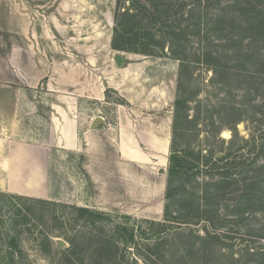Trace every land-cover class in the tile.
<instances>
[{
    "label": "rangeland",
    "instance_id": "obj_1",
    "mask_svg": "<svg viewBox=\"0 0 264 264\" xmlns=\"http://www.w3.org/2000/svg\"><path fill=\"white\" fill-rule=\"evenodd\" d=\"M71 2L67 25L75 42L90 45L97 34L103 55L110 52L124 59L122 68L112 61L114 70L130 71L124 80L119 75L111 79L121 95L107 91V110L128 106L131 116L142 118L151 131L160 118L166 119L168 160L173 145L185 162L180 173L168 178L167 160L161 198L117 195L116 206H109L96 198L81 171L84 156L76 153L67 163L64 153H56L55 198L31 205L17 199L8 202L18 197L0 192V264H264V34L257 37L248 31L242 13L248 5L264 1ZM125 10L136 15L126 19L133 27L131 37L143 36L150 55L109 51L108 39L125 21L116 16ZM233 12L240 18H232ZM218 17L222 20L216 25ZM132 41L119 40L117 45L132 49ZM210 53L218 57L215 70L198 62ZM176 54L186 59L188 68L181 69ZM179 96L187 101L181 115L191 122L179 124L173 133ZM43 98L36 101L45 104ZM77 207L101 212L107 219L86 222L78 217ZM153 223L168 230L155 234ZM117 224L134 229V244L111 236ZM207 233L217 238L206 239ZM58 239L64 248L56 244ZM106 239L117 249L103 243ZM72 240L76 249L68 252Z\"/></svg>",
    "mask_w": 264,
    "mask_h": 264
},
{
    "label": "crops",
    "instance_id": "obj_2",
    "mask_svg": "<svg viewBox=\"0 0 264 264\" xmlns=\"http://www.w3.org/2000/svg\"><path fill=\"white\" fill-rule=\"evenodd\" d=\"M71 1L0 0V192L53 199L56 153L67 163L81 153V171L103 205L116 206L117 195L161 198L167 120L151 131L128 106L107 110V91L121 95L111 79L130 71L114 70L117 54L103 55L97 34L90 45L75 42L67 25Z\"/></svg>",
    "mask_w": 264,
    "mask_h": 264
},
{
    "label": "trees",
    "instance_id": "obj_3",
    "mask_svg": "<svg viewBox=\"0 0 264 264\" xmlns=\"http://www.w3.org/2000/svg\"><path fill=\"white\" fill-rule=\"evenodd\" d=\"M264 1V0H263ZM234 3L239 4L237 1L233 2ZM261 2L254 3L252 5H248V10L247 11H243L242 13H245L246 19L248 20V24H247V30L248 31H253L255 32V35L257 34V37H260V35L264 34V5L259 4ZM246 5V4H245ZM155 7V6H154ZM247 8V6H246ZM156 9V7H155ZM136 15L133 14V11L130 10H125L122 14H117L116 18L118 19L119 17L122 18L124 21L123 24H121V30H116L114 32L113 35V39H112V48L115 50H121V51H127V52H133V53H138V54H144V55H150L151 51L149 52V48L146 49L145 47H151L150 44L146 41V39L141 36L138 38V36H136L135 38H132L130 33H131V29L133 28L132 26H130L129 21H126V19L129 18H133ZM232 18H240V14H238V12H233ZM221 17H218V19H215L214 22L216 23V25L220 24V21L222 20ZM220 19V20H219ZM144 31V30H143ZM132 39H134L132 41ZM264 39V38H262ZM119 40H123L124 42H128L130 43V41H132L135 44V48H126V47H120L117 45V42ZM159 44V41L156 42ZM171 51H174L171 49ZM176 59H178L179 61H181V69L184 68H188V64L185 58L182 57H178L177 54L175 55ZM238 58L240 57L239 55H237ZM230 59V58H229ZM202 61L200 63H203L204 65H206L207 67H211V69L215 70V68L217 69L219 66L217 63L218 61V57H213L212 54H208L205 56V58H203L202 60H198ZM182 84V80H179L178 82V86L179 88L181 87ZM186 98L184 97H178L175 102H174V106L176 108L175 111V116H174V125H173V133L174 131L176 132L177 126H179V124L184 123H190L191 121H189V119L187 118L186 115L182 114V108L184 106V104L186 103ZM184 154H186V151L183 152ZM194 152L189 153V155H193ZM199 154V153H198ZM205 158H208L207 156ZM209 159H205V162L207 163ZM169 169L167 170V176L168 178L170 177H174L175 175H177V173H180L182 171L181 167H183V163L185 162V156H182L179 154V152H177L174 149V146L171 145L170 147V156H169ZM18 198H7L6 200L8 202H10V199H17V200H21L27 203H30L31 205L34 204H44L47 203L46 201L43 200H38V199H33V198H23V197H19ZM26 212L27 215H31V210L29 208H26ZM75 212L77 213L78 217L85 220L86 222H90V223H95V222H103L107 219V217L105 216V214L101 213V212H95L92 210H89L87 208H81V207H77L74 208ZM127 220H130V218L127 217ZM186 221V220H185ZM152 229H156L155 234H161L165 231H167V226L163 225V224H156L153 223L152 224ZM128 226H126V224H117L116 226L113 227L112 229V237L116 238V240L120 241L121 243L124 244H134V237H135V233H134V229L131 228H127ZM80 239H84V237L79 236ZM211 239V238H217L216 235H210V234H206V239ZM99 241V240H98ZM102 241V240H101ZM71 249L68 252H73L76 247V243L74 242V240H72L71 242ZM103 243H108L110 244L112 247L117 249V246L115 244V242H113L112 240L106 239L103 240ZM65 251V250H63ZM67 253V252H66Z\"/></svg>",
    "mask_w": 264,
    "mask_h": 264
},
{
    "label": "water",
    "instance_id": "obj_4",
    "mask_svg": "<svg viewBox=\"0 0 264 264\" xmlns=\"http://www.w3.org/2000/svg\"><path fill=\"white\" fill-rule=\"evenodd\" d=\"M114 60H115V63H116V66L118 67V68H122V66H123V64H124V59H123V57L121 56V55H116L115 57H114ZM56 244L60 247V248H64L65 247V243L62 241V240H60V239H58V240H56Z\"/></svg>",
    "mask_w": 264,
    "mask_h": 264
}]
</instances>
